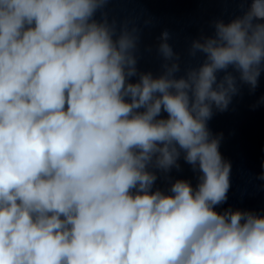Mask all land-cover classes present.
I'll return each instance as SVG.
<instances>
[{
  "label": "clouds",
  "instance_id": "9594fccd",
  "mask_svg": "<svg viewBox=\"0 0 264 264\" xmlns=\"http://www.w3.org/2000/svg\"><path fill=\"white\" fill-rule=\"evenodd\" d=\"M116 2L0 0V264H264V215L216 210L232 165L208 126L259 86L264 0L184 52L167 28L142 49L154 18Z\"/></svg>",
  "mask_w": 264,
  "mask_h": 264
},
{
  "label": "water",
  "instance_id": "95a60500",
  "mask_svg": "<svg viewBox=\"0 0 264 264\" xmlns=\"http://www.w3.org/2000/svg\"><path fill=\"white\" fill-rule=\"evenodd\" d=\"M109 9L111 14L118 17H139L141 24L147 16L154 18L153 26L143 30L142 49L147 45L155 46L157 37L167 28L172 34L169 43L173 45L174 50L180 52H184L188 42L196 38L202 30L211 32V20L222 18L227 22L240 14L239 5L227 0H117L109 5ZM139 67L142 71L157 72L159 60L155 52L144 53ZM261 96H264V74L260 77L255 94L249 95L245 87L243 96L234 98L228 111L216 113L208 122L214 135L223 133L220 152L225 160L231 162V175L264 140V104L255 110L251 108ZM179 163L180 170L174 168L169 174L172 181L190 180L195 187L198 174L194 173L182 158ZM169 186L170 181L160 177L153 190L160 188L166 191Z\"/></svg>",
  "mask_w": 264,
  "mask_h": 264
}]
</instances>
